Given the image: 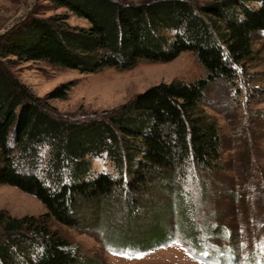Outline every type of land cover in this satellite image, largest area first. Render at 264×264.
<instances>
[{"label":"trees","instance_id":"16d2710c","mask_svg":"<svg viewBox=\"0 0 264 264\" xmlns=\"http://www.w3.org/2000/svg\"><path fill=\"white\" fill-rule=\"evenodd\" d=\"M45 1L88 27L69 25L64 13L39 17L32 8L0 34V184L35 196L47 211L38 218L0 211V264H81L69 243L50 231V219L99 230L104 247L115 250L141 241L139 233L149 229L134 225L129 239L113 238L107 226L117 214L145 220L159 209L151 199L163 194L172 203L166 210L180 205L182 184L192 176H203L194 187L206 201L205 179L220 169L222 139L201 105L220 84L237 89L253 56V36L264 31V0ZM182 52L195 55L203 77L151 87L81 120L60 116L45 102L64 99L66 88L41 99L10 70L44 61L93 74L130 69L141 60L170 62ZM96 161L112 170L94 177Z\"/></svg>","mask_w":264,"mask_h":264},{"label":"rangeland","instance_id":"374dc122","mask_svg":"<svg viewBox=\"0 0 264 264\" xmlns=\"http://www.w3.org/2000/svg\"><path fill=\"white\" fill-rule=\"evenodd\" d=\"M188 1L202 5L213 0ZM32 8L39 17L64 13L69 25L88 27L86 20L52 9L45 0H0V34ZM252 50L237 89L220 84L201 105L217 122L222 139L220 169L205 179L206 201L194 187L203 176H192L182 184L180 205L166 210L163 206L171 200L163 194L151 199L159 209L145 220L132 222L127 213L117 214L108 220L113 238L129 239L137 233L134 225L148 224L149 229L139 233L145 236L141 241L119 243L115 250L104 247L99 230H74L50 219V231L69 243L81 264H264V31L253 36ZM10 70L41 99L66 88L64 99L45 102L58 115L79 120L114 110L151 87L204 76L192 52H182L170 62L141 60L130 69L105 68L93 74L44 61L15 64ZM93 168L94 177L112 170L103 161L94 162ZM0 211L14 218H38L47 212L35 196L6 184H0Z\"/></svg>","mask_w":264,"mask_h":264}]
</instances>
